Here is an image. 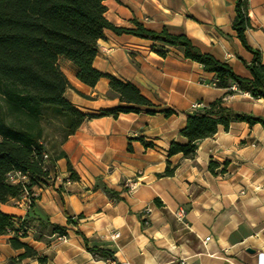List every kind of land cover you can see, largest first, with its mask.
<instances>
[{"label": "crops", "instance_id": "crops-1", "mask_svg": "<svg viewBox=\"0 0 264 264\" xmlns=\"http://www.w3.org/2000/svg\"><path fill=\"white\" fill-rule=\"evenodd\" d=\"M104 5L106 19L115 26L130 28L136 20L148 30L184 34L238 76L250 77L244 64L252 54L231 27L235 0H106ZM248 15L246 41L261 52L264 64V0H248ZM97 45L96 70L132 83L156 107L175 114L129 113L85 121L62 145L78 180L69 179L61 159L52 182L33 190L38 211L67 227V236L46 244L35 239L37 223H32L22 241L44 256L45 264H264V127L238 122L228 131L218 127L198 144L193 159L180 154L168 158L171 142L184 143L179 131L192 105L209 104L225 90L216 88L213 74L178 49L108 30ZM162 48L165 57L154 52ZM58 64L71 86L64 97L78 110L98 114L119 105L108 96V79L91 88L75 78L70 62L60 58ZM224 105L264 118V100L248 93L228 96ZM210 161L220 168L227 162L226 173L211 174ZM167 162L175 167L174 175L158 177ZM97 183L122 199L109 198L95 188ZM178 210L184 212L180 220ZM0 211L23 218L27 209L12 202L0 204ZM66 215L82 217L75 227L67 225ZM87 247L109 250L114 261ZM20 253L0 236V264H13L10 259ZM19 264L40 263L25 259Z\"/></svg>", "mask_w": 264, "mask_h": 264}, {"label": "trees", "instance_id": "trees-1", "mask_svg": "<svg viewBox=\"0 0 264 264\" xmlns=\"http://www.w3.org/2000/svg\"><path fill=\"white\" fill-rule=\"evenodd\" d=\"M106 0H0V204L17 202L27 209L23 218L0 211V236L21 253L11 258L13 264L33 259L45 264L46 258L23 242L32 223H37L35 239L49 244L55 236H67V227L53 224L48 216L36 208L34 188L48 186L56 175V164L66 160L71 181L78 180L62 145L88 120L119 114L156 115L170 117L175 112L160 109L141 95L130 82L103 74L93 66L98 53L97 42L108 30L117 36L131 35L181 51L183 57L198 63L205 73H212L215 84L225 93L219 99L193 109L186 115L179 136L184 143L171 142L167 156L180 154L183 159H193L198 144L213 137L218 127L228 131L231 123L256 124L264 127V118L238 112L224 105V99L236 93H248L254 99L264 100V64L261 52L250 47L245 32L251 28L248 15V0H235V16L231 27L242 46L252 54L250 63H245L250 77H240L226 62L202 52L184 34H170L166 29L159 32L146 29L132 20V27H118L106 17ZM161 57L166 50H154ZM72 64L75 78L88 87L98 81H109L108 96L117 98L119 105L101 110L98 114H86L78 110L65 97L71 86L60 70L58 60ZM235 86V90H231ZM143 142V141H142ZM145 147H152L143 142ZM227 162L220 165L210 161L208 171L213 175L226 173ZM175 167L169 162L158 177H172ZM24 178V179H23ZM109 198L120 201V193L97 183ZM125 190V188H123ZM160 205V203L155 200ZM76 220L66 215L67 225L77 226ZM86 246L87 240L76 229ZM101 258L114 261L109 250L87 247Z\"/></svg>", "mask_w": 264, "mask_h": 264}, {"label": "built area", "instance_id": "built-area-1", "mask_svg": "<svg viewBox=\"0 0 264 264\" xmlns=\"http://www.w3.org/2000/svg\"><path fill=\"white\" fill-rule=\"evenodd\" d=\"M235 88V86H232V88L231 89H234ZM201 105L200 104H193L192 105V109H197V108H199ZM24 179V178H23ZM183 214H184V212L182 211V210H178V212H176V214H175V216H176V218L178 219V220H180L182 217H183ZM114 236L115 237H117L118 236V234H114ZM65 237L64 236H58V239L59 240H63ZM209 240V238H206L205 239V242L206 241H208ZM112 264H115V263H112Z\"/></svg>", "mask_w": 264, "mask_h": 264}, {"label": "water", "instance_id": "water-1", "mask_svg": "<svg viewBox=\"0 0 264 264\" xmlns=\"http://www.w3.org/2000/svg\"><path fill=\"white\" fill-rule=\"evenodd\" d=\"M248 252H250V253H252V251L251 250H247Z\"/></svg>", "mask_w": 264, "mask_h": 264}]
</instances>
